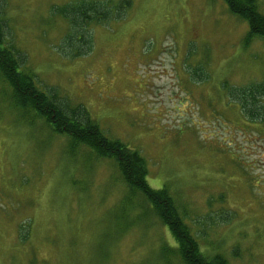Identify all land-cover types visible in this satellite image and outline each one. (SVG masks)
Segmentation results:
<instances>
[{
	"label": "rangeland",
	"instance_id": "374dc122",
	"mask_svg": "<svg viewBox=\"0 0 264 264\" xmlns=\"http://www.w3.org/2000/svg\"><path fill=\"white\" fill-rule=\"evenodd\" d=\"M70 1L81 0H0L5 38L37 88L137 150L201 250L264 264V125L245 121L223 84L264 81V39L245 41L247 23L223 0H128L125 18L89 28L88 54L67 57L52 8ZM11 92L1 77L0 264H182L114 161L71 148Z\"/></svg>",
	"mask_w": 264,
	"mask_h": 264
},
{
	"label": "trees",
	"instance_id": "16d2710c",
	"mask_svg": "<svg viewBox=\"0 0 264 264\" xmlns=\"http://www.w3.org/2000/svg\"><path fill=\"white\" fill-rule=\"evenodd\" d=\"M223 1L231 14L247 23L245 41L255 37L264 39V14L259 9L258 0ZM72 2L74 1L63 2L52 8V12L59 15L67 25L61 37L67 57L88 54L93 43V27L122 20L132 7L128 0ZM5 19L0 15V74L11 87L14 107L27 113L32 111L52 131L67 136L71 148L82 146L91 156L112 159L127 188L126 197L129 195L141 198L171 236L173 243L166 252L168 255H178L182 264H228L221 253L201 250L186 221V214H181L166 185L155 189L148 184L146 160L137 150L119 140L106 137L82 104L74 105L59 97L54 87L45 91L37 88L34 73L23 66L24 55L16 44L5 38ZM223 84L228 102L230 99L236 102L233 105L237 106L243 119L264 125V81H251L241 88ZM162 259L159 258L158 261Z\"/></svg>",
	"mask_w": 264,
	"mask_h": 264
}]
</instances>
